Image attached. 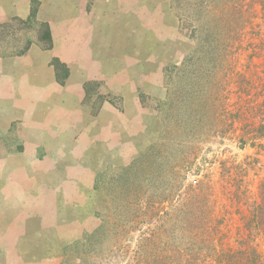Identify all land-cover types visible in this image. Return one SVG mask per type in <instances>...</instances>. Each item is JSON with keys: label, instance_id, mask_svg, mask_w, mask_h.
<instances>
[{"label": "crops", "instance_id": "0c3cea01", "mask_svg": "<svg viewBox=\"0 0 264 264\" xmlns=\"http://www.w3.org/2000/svg\"><path fill=\"white\" fill-rule=\"evenodd\" d=\"M32 10L50 48L2 34ZM184 44L170 0H0V264H56L96 228L99 177L156 141Z\"/></svg>", "mask_w": 264, "mask_h": 264}, {"label": "rangeland", "instance_id": "374dc122", "mask_svg": "<svg viewBox=\"0 0 264 264\" xmlns=\"http://www.w3.org/2000/svg\"><path fill=\"white\" fill-rule=\"evenodd\" d=\"M170 1L182 18L185 44L178 62L164 71V98L148 102L160 125L151 146L164 158L138 162L127 181L118 180L149 146L128 166L102 174L96 228L67 246L56 264H146L137 249L143 236L177 249L181 264H264V0L245 1V24L227 13L225 0L203 3V15L194 6L199 0ZM219 11L243 26L240 39L199 48L198 36L208 28L224 38L225 23L215 26L208 17ZM33 32L40 33L32 24L2 28L21 48ZM190 57L194 66L184 67ZM145 191L153 202L140 199L133 207L128 193ZM157 202L171 213L162 230L150 218ZM121 206L123 220L115 213ZM137 208L142 211L135 218ZM101 225L102 235L90 239Z\"/></svg>", "mask_w": 264, "mask_h": 264}, {"label": "trees", "instance_id": "16d2710c", "mask_svg": "<svg viewBox=\"0 0 264 264\" xmlns=\"http://www.w3.org/2000/svg\"><path fill=\"white\" fill-rule=\"evenodd\" d=\"M208 1H211V0H199L196 4H194V6L196 5L195 7L199 9V12L201 13V15H203V13H204V11H202V9H201L202 4L203 3L207 4ZM212 1H214V0H212ZM219 1H224V0H219ZM245 1L246 0H229V1L225 0L224 1V2H226L225 9H227V13L235 16L236 19L238 18L237 14H239V19H241V21L239 19H237V20L243 24L247 23L245 16L244 17L242 16V14L245 12V9H246L244 6ZM256 3H257V1H256ZM232 15H229V17L227 19L225 17V12H223V11H219L215 14H210L208 17H212V19L215 22V26H217V24L219 25L222 22L225 23V26L223 28L224 31H221L224 35V38H222V40L218 39L216 37V35L219 34V31H217V30L214 31V29L211 30L208 28L198 36L197 46L199 48H204L205 46H210V45L211 46L213 45L216 47L217 46H219V47L233 46V44L231 43L230 40H233L236 43L240 39L241 29L243 28V26H239L237 24V21L234 19V17ZM205 16H207V15H205ZM34 19H35V12H34V10H32L31 15L27 21L16 20V22L19 24H22V25H28V24L34 22ZM179 20L181 23L182 18L179 17ZM7 25L8 24H5L4 28L9 26V25L8 26ZM38 28H39V31L42 32L41 39L48 42V45H46L45 47L50 48L51 38H50V35L48 32L47 26L42 24V25H39ZM198 60L201 61L200 58ZM52 63L57 70L62 66V65H60V63L57 60H53ZM194 64L195 63L193 61V58L190 57L184 62L183 66L184 67H191V66H194ZM161 140H162V145H164V135H162ZM160 150H161L160 147H157L156 145L150 146L144 153H142L140 155V157L135 161V163H132L130 167H126L125 169L122 170L121 175L118 178V180L123 181V182L127 181L128 172L132 171L135 168V166H137L136 164L138 162L142 163L144 160H147V159H149L152 163L160 162L162 160V158H164V153ZM160 165L161 164L158 163V166H160ZM122 178H123V180H122ZM152 180L155 181L156 179H154L152 176ZM261 190H262L261 195H262V198L264 201V182L261 184ZM128 194H131L130 199H131V201L132 200L134 201V203L132 202L133 207L137 206L138 202H140V199L147 201V203L153 202L152 197L149 194H147L146 191L142 192L140 194H136V192L128 193ZM157 203L159 205H161L160 204L161 202H157ZM159 205H157L156 207L155 206L153 207L151 217H150L154 220L156 218L160 222L159 226L155 227L156 230L165 229L167 226L166 221H167L168 217H170V215H171V213H169L167 211L166 207H163V205H161L162 207L160 209ZM136 211H139V212H137V215L135 216V218L138 217V215L142 211V209L137 208ZM115 213H118L117 217L119 220L125 219L126 215H127L125 208H122V206L117 207L115 209ZM102 232H103V226L101 225V226H99V228L95 232H93L89 236V238L90 239H94V237L98 238L100 235H102ZM164 243H162V244L160 242L156 243L155 241H152L150 238L148 239V238H145V236H143L138 242L137 249H138L139 253L142 255L146 264H181L182 261L180 258V252H178L177 249L175 250V248L170 247V245L168 243H167V245L164 246ZM160 245H162V246L160 247ZM150 246L154 247V252L151 250H148V247H150ZM164 247L167 250V253H165V251H163V250H165ZM249 252H250V254L252 253L253 255L257 256L256 250L253 249L252 247H250ZM254 264H256V263H254Z\"/></svg>", "mask_w": 264, "mask_h": 264}]
</instances>
